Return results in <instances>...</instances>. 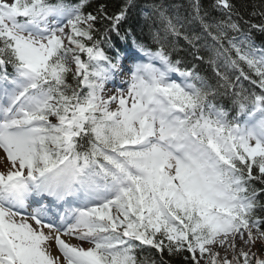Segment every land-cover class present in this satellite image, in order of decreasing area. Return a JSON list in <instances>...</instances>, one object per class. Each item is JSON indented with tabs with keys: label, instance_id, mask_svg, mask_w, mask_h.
Segmentation results:
<instances>
[{
	"label": "snow or ice",
	"instance_id": "6c2138e0",
	"mask_svg": "<svg viewBox=\"0 0 264 264\" xmlns=\"http://www.w3.org/2000/svg\"><path fill=\"white\" fill-rule=\"evenodd\" d=\"M87 6L0 0V264H264V11L153 5L126 56Z\"/></svg>",
	"mask_w": 264,
	"mask_h": 264
},
{
	"label": "trees",
	"instance_id": "16d2710c",
	"mask_svg": "<svg viewBox=\"0 0 264 264\" xmlns=\"http://www.w3.org/2000/svg\"><path fill=\"white\" fill-rule=\"evenodd\" d=\"M214 0H201V3L204 8H208ZM127 0H89V6L86 7V11L95 13L101 4L105 6L108 15L116 14L125 4ZM237 8L241 10V14L243 15L245 20L251 19L252 23H259L261 18L259 15L252 16L253 12L259 13L264 11V0H234ZM191 0H132V5L128 10V18L122 22L121 25V35H116L115 32H110L109 35L112 38L113 45L116 49H119L121 53L125 52L128 48H131L132 41L131 38L121 39L129 29L135 35L138 41L149 45L150 47H154L151 39V31L156 30L157 28L162 27L158 21H154L152 18V6L153 5H163L164 7L169 9V13L172 15H179L185 21V28L192 30H199L198 22L193 21L191 19V8H190ZM145 13H148V17L145 16ZM212 15H218L217 12H213ZM98 28L110 27L108 21H103L100 24H97ZM264 42V37L256 34V43L257 45H261ZM178 47L180 49L179 55L177 58H182L189 63L192 61L191 52L192 49L187 46V43L183 40L178 41ZM110 54H113L110 52ZM200 55H205L204 52H201ZM208 56L205 55V61H207ZM197 64L198 70L201 72V75L207 77H213V69L206 62L201 64L199 61H195ZM9 71L11 69L9 68ZM245 87H249L248 82H244ZM256 90V89H253ZM226 99V98H225ZM223 102V101H222ZM259 188L260 185H257ZM264 202V201H262ZM259 248H255L257 251ZM153 256L155 259H159V255L155 252L147 253ZM165 260L169 261V264H184L183 257H164Z\"/></svg>",
	"mask_w": 264,
	"mask_h": 264
},
{
	"label": "rangeland",
	"instance_id": "374dc122",
	"mask_svg": "<svg viewBox=\"0 0 264 264\" xmlns=\"http://www.w3.org/2000/svg\"><path fill=\"white\" fill-rule=\"evenodd\" d=\"M128 63L131 64L130 61H128ZM126 75H127V71L125 70V75L121 76L120 79L116 80L115 83H121V82H123V78H124V80H125V79H126ZM109 85H110V86H109ZM106 87H107V89H108V88H111L110 90H114V89L121 88V87H119L118 85L112 86V85L109 84V83L107 84ZM122 87H126V84H125V85H122ZM0 156H3V153H2V152H0ZM4 168H5V165L2 164V163H0V170H4ZM257 247H258V243H257ZM253 249L255 250V248H253ZM222 254H223V253H222Z\"/></svg>",
	"mask_w": 264,
	"mask_h": 264
}]
</instances>
